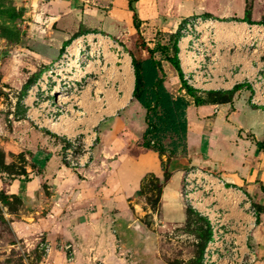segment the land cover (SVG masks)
I'll return each mask as SVG.
<instances>
[{
  "label": "crops",
  "instance_id": "obj_1",
  "mask_svg": "<svg viewBox=\"0 0 264 264\" xmlns=\"http://www.w3.org/2000/svg\"><path fill=\"white\" fill-rule=\"evenodd\" d=\"M101 1L103 0H38L41 11L36 13L30 26L32 36L35 37L28 38L24 47L20 45L27 53L20 54L16 74L24 79L30 78L49 67L60 56L63 48L78 35L79 27L77 24L68 23V16L64 18L65 14L72 13L73 17L87 11L98 14L100 9L91 5V2ZM109 1L122 3L127 7L132 24V37L137 40L139 33L134 25L129 0ZM179 2L181 1L138 0L135 5L141 18V34L149 46L166 43L164 39L154 35L170 36L179 33L178 58L184 72L190 60L184 56L181 58L180 53L186 51L187 43L192 37L200 35L203 40L207 31L201 29L200 32L182 39V21H177V18L179 15L187 17L193 13V8L182 7ZM30 6L33 8V0ZM194 9L199 11L198 8ZM262 10L264 7L259 6L258 0H254L251 14L253 22L242 19L245 16L244 8L233 14L230 20L217 18L216 45L210 46L208 56L217 61L211 66L212 80L203 82L200 89L193 88L195 95L205 100L202 104H197L195 95L187 89L184 75L181 77L169 61L163 60L166 86L174 94L185 96L190 101L187 109V151L184 153L172 155L169 152L147 148L144 145L143 133L132 134L127 131L134 130L135 126L145 129L147 124L145 109L133 100L135 70L129 45L126 44L125 48L116 39L114 40L123 46V50L118 51L113 47L109 54L116 56L117 63L122 68L121 77L115 72L110 75L106 73L104 82L101 79L95 80L93 84L90 82L85 86L83 93L75 96L72 102V105L84 110L85 117L91 116L94 119V127L102 138L95 159L86 168L79 170L84 172L86 179H79L78 174L68 169L61 160L58 151L64 147L65 141L61 135L63 131L41 129L31 124L30 137L39 136L45 143L41 148H37L36 154L39 158H46L48 164L42 166V170H39L38 166L29 165V179L22 175V178L15 177L7 181L2 177H5L4 172H0V189H4L8 195L21 198L27 213L9 214L13 218L20 216L21 220H28V231H39L43 236L60 238L49 245L44 264H165L152 254L150 246L145 249L143 247L141 252L137 249L138 256L130 248L132 227L135 225L132 218L134 210L138 209L133 201L148 174L154 173L162 178L168 171L171 174L169 178H173L175 172H180L182 180L184 171L190 166L209 169L217 165V173L228 184L245 192L257 208L258 205L262 206L256 229H264V106L251 102L253 90L248 81L249 76L264 66V27L254 24L264 20V14L260 13ZM256 27H259L258 30H255ZM38 43L54 47L55 57L51 54L48 57L33 49L32 45ZM205 43L210 45L209 42ZM144 55H147L146 50ZM157 56L159 57L158 54ZM14 57L11 59L15 62ZM30 60L34 64L30 63ZM165 61L169 62L170 70H166ZM127 63L132 66L129 75L123 73ZM239 67L245 70L243 76L236 73ZM235 85L239 87L233 93L231 101L215 100L210 96L213 92L232 90ZM36 89L31 92L33 101L38 103L46 97L43 91ZM127 91L128 97L125 99ZM87 94L92 100L87 101L86 107L81 105L80 98ZM46 99H49V96ZM211 121H220L222 125L219 133L205 134L203 140L210 149L204 152L203 140L198 148L194 134L200 132L201 124ZM106 122L108 127L103 135L100 128ZM56 140L57 142H54ZM195 161L204 162V165ZM163 194L164 191L159 204L166 226L172 222H168L163 213ZM180 196L185 204L183 213L178 215L176 212L177 219L174 222L177 224L182 223L188 214V205L182 197V189ZM171 214L175 216L173 212ZM12 222L21 221L13 219ZM261 244L264 245V232ZM261 264H264V258Z\"/></svg>",
  "mask_w": 264,
  "mask_h": 264
},
{
  "label": "rangeland",
  "instance_id": "obj_2",
  "mask_svg": "<svg viewBox=\"0 0 264 264\" xmlns=\"http://www.w3.org/2000/svg\"><path fill=\"white\" fill-rule=\"evenodd\" d=\"M179 1H181L179 5H182V7L190 6L193 8V13L187 17L179 15V18H177L179 22H184L189 17L196 18L199 15L203 17H214L219 20H230L233 14H237L243 8L246 10L247 7H251L254 4V0ZM30 2L31 0H0V172H4L6 178L4 176L2 177L7 181L15 177L22 178V175H26L27 179H29V176H27L29 165L32 167L38 166L39 170H42V166L48 164L46 158H39L36 154L37 148H41L45 144L44 140H42L43 138L39 136L37 138H31L29 130L32 125L41 129L49 128V119L45 114L46 110L42 111L41 108H38V103L34 102L32 97V92L35 91L38 82H41L49 90V86L51 85L53 87L57 85L58 81L57 88H64L69 92V97L64 99L66 101L64 105L68 106V112H65L64 109V115L66 116H62L59 125L66 123L65 131L69 134H74L84 123L88 124L89 127L94 126L95 123L91 116L85 117L82 113L84 111L82 108L72 105L73 100H75V93L71 94L73 82L78 85L80 84L78 81H75V78H80V75H82L84 90L85 86L89 85L90 82L93 84L95 80L99 79L104 82L106 73L110 75L116 71L118 77L121 75V72L119 75L118 71L120 67L119 63L113 64L110 68L103 65V70H100L102 66L99 65L97 67L94 65V62L90 63V68V65L83 68L79 76H74L65 70H58L62 73L64 79H60V75H58L55 78L57 81H49L48 79L49 82H47L41 78L43 72L49 70V67L40 71L37 76H31L30 78L24 79L23 76L17 75L18 58H20V54L27 53V51L20 48V45L24 47V43L27 44L28 38L35 37L32 36L33 31L30 30V26L36 17V13L41 11L38 7V0H33V8H31ZM258 4L264 7V0H258ZM91 5L97 6L100 9V13L94 14L91 11H87L85 14L78 13L77 17H73L72 13L65 14L64 18L68 16L66 19L68 23L77 24L79 27L77 30L78 35L75 38L87 33L108 34L113 39L118 40L125 48L126 44L129 45L131 55H135L133 51L141 50L142 39L140 38L136 41L135 37H132L133 33L130 28L132 24L125 5L109 0H103L98 3L91 2ZM194 8H198L199 11ZM122 9L126 11L123 12ZM263 12L264 10L260 13L264 14ZM254 24H264V20L254 22ZM255 30H258V28L256 27ZM98 36L102 42L107 43L106 38H102L101 35ZM154 36L164 39L165 44L170 48L169 54L173 55L175 53V42L179 35ZM90 37L92 38L93 34ZM130 42L133 44L131 43L130 45ZM87 47V50H89L90 47ZM32 48L39 50L41 54L47 55L48 57L49 54L55 57V49L50 45L38 43L33 44ZM124 51L126 50L124 49ZM109 52L106 49L108 58L115 62L116 56L109 54ZM85 55L88 56V54ZM13 56H15V62L11 59ZM30 63L34 64L32 60H30ZM165 64L166 70H170L169 62L165 61ZM88 79L90 80L88 81ZM29 94L31 95L28 96ZM88 95L80 98L81 105L88 106L87 101L92 100V97ZM72 96L74 97L72 98ZM27 97L28 100H26ZM45 100L46 98H43L39 102L42 101L44 103ZM86 110L92 111L90 109ZM66 117L67 120H65ZM107 123L103 124L100 128L102 134L105 133L108 127ZM201 125L202 129L200 132L194 134L195 144L198 148L202 144L205 134L215 135L217 132L219 133L222 124L220 121H211L210 123L204 122ZM146 128L135 126L134 130L129 129L127 131L132 134H144ZM94 131H97L95 127ZM101 140V136H98V139L94 141V146H92V161L95 159ZM64 141L65 146L67 145V140L64 138ZM54 142H57V140ZM203 144L202 150L207 152L210 148L207 147V142L204 140ZM63 148L58 151L60 152L63 163L68 169L75 171L79 179H86L85 175H83L84 172H80L78 169L71 167L65 161ZM195 163L204 165V162L200 161H195ZM162 165L163 167L165 166V161H163ZM213 166L216 168L217 165ZM215 168L209 169L218 172L217 168ZM22 172V175H17V173ZM180 175V172H175V177L169 178L171 174L166 171L162 178L154 174H148L145 177L142 184L143 192L137 194L133 201V204L137 205L138 209L134 210L135 214L132 218L134 219L133 222L135 225L132 227L133 236L130 239V248L136 256H138L137 249H140L141 252L143 247L145 249L150 246L152 254L154 256L156 255L165 264H202L203 249L210 231L208 222L192 208H187L188 215L182 223L177 224L174 222L177 219L176 212L178 215L184 212L185 203L180 196L182 189ZM163 191V213L167 221L172 222L166 226L164 225L158 201ZM258 209L260 212L262 206L258 205ZM10 212L19 214L21 212L27 213V208L23 206V202L19 196L14 197V195H8L4 189H0V264H44L46 262L49 245L52 241L59 240L60 238H49L48 236L40 234L39 231H28V220H21L22 217L17 216L15 218L20 219L21 222L13 223L12 220L16 219L10 216ZM263 232L264 229L261 227L255 229L250 238V244L255 247L258 254L254 264H261L263 262L264 245L262 246L261 244Z\"/></svg>",
  "mask_w": 264,
  "mask_h": 264
},
{
  "label": "built area",
  "instance_id": "obj_3",
  "mask_svg": "<svg viewBox=\"0 0 264 264\" xmlns=\"http://www.w3.org/2000/svg\"><path fill=\"white\" fill-rule=\"evenodd\" d=\"M217 21V18L199 15L196 18L189 17L181 24L182 39L200 32L201 29L207 31L203 40L200 35L192 37L187 43L186 51L183 54L180 53L181 58L184 56L190 60L184 68V80L192 88L200 89L203 87V82L212 80L211 66L217 61L208 56L210 46L216 45L215 23ZM255 25L264 27L261 24ZM98 35L106 38L107 43L102 42ZM205 42H209L210 45H206ZM87 46L90 47L89 50ZM113 47H116L118 51L123 50V46L108 34H82L73 38L63 48L60 56L50 64L49 70L43 72L41 78L47 82L57 81L55 78L60 75V79H64L58 70H65L74 76H79L81 70L92 62L97 67L106 64L110 68L113 64H117V60L111 61L106 54V49L111 51ZM100 69L103 70V67ZM120 69L119 67V72ZM236 73L243 76L245 70L239 67ZM75 81L80 84L73 82L71 94L75 93L77 96L84 88L82 75L80 78H75ZM248 81L253 90L251 102L257 106H264V66L249 76ZM58 83L57 81V85ZM57 85L53 87L50 85L48 90L41 82H38L37 87L40 86L46 98L49 96V99L44 102L45 105L42 101L38 102V108L42 111L46 110L45 114L49 122L60 123L64 116V109L68 112L64 99L70 94L64 88H57ZM34 102L37 101L34 100ZM82 113L84 114V111ZM65 124L62 123L57 129L63 131L61 135L67 140V145L63 148L64 159L71 167L81 170L91 163L92 146L99 134L94 131V126L89 127L88 124L83 125L74 134H69L65 131ZM182 196L188 207L205 217L209 224L211 235L204 248L203 264L255 263L258 254L255 247L250 244V238L259 224L260 212L245 192L228 184L217 172L201 166H190L183 175Z\"/></svg>",
  "mask_w": 264,
  "mask_h": 264
},
{
  "label": "trees",
  "instance_id": "obj_4",
  "mask_svg": "<svg viewBox=\"0 0 264 264\" xmlns=\"http://www.w3.org/2000/svg\"><path fill=\"white\" fill-rule=\"evenodd\" d=\"M137 1L129 0L130 9L133 11L134 25L139 33L137 40L142 39L141 50L133 51L135 55H132L135 70L133 100L137 101L145 109L147 128L144 132V145L147 148H152L160 152H169L172 155H177L187 151V109L190 101L185 96L174 94L166 86V73L163 60L169 61L178 70L179 75L183 77L184 72L178 58L179 48L177 40L179 36L175 42V53L173 55L168 53L170 48L167 44L160 42L154 47L149 46L140 31L141 18L138 8L135 5ZM252 8L253 6L246 8L245 16L242 18L243 20L253 22L251 18ZM237 19L242 20L240 18ZM176 35H179V33L176 32L170 36ZM144 50L147 51V55H144ZM186 87L190 93L195 95V91L191 86L186 84ZM238 87L239 85H235L232 90L213 92L210 96L215 100L231 101L233 93ZM195 101L197 104L205 102L203 98L197 95H195ZM18 174L22 175L23 172ZM142 186L138 191L139 194L143 192ZM161 195L162 193L159 196V202ZM188 208L190 209V207ZM203 218L207 221L205 217ZM210 235L211 232L209 231L206 243Z\"/></svg>",
  "mask_w": 264,
  "mask_h": 264
},
{
  "label": "bare ground",
  "instance_id": "obj_5",
  "mask_svg": "<svg viewBox=\"0 0 264 264\" xmlns=\"http://www.w3.org/2000/svg\"><path fill=\"white\" fill-rule=\"evenodd\" d=\"M90 67H91V65L89 66V68H90ZM121 70H122V68H121ZM121 70H120V72H121ZM131 70H132V66L129 65V63H127V64L124 66V71H123V73H124L125 75H129V73L131 72ZM120 77H121V75H120ZM64 96H65V95H64ZM127 97H128V91L125 93V99H126ZM64 116H66V115H64ZM65 120H67V117L65 118ZM49 127L59 129V128H60V125H59L58 122H49Z\"/></svg>",
  "mask_w": 264,
  "mask_h": 264
}]
</instances>
